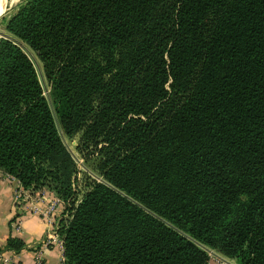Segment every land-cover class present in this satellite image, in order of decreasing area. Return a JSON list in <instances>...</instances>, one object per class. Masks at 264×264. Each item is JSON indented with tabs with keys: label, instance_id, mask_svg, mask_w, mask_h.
<instances>
[{
	"label": "trees",
	"instance_id": "trees-1",
	"mask_svg": "<svg viewBox=\"0 0 264 264\" xmlns=\"http://www.w3.org/2000/svg\"><path fill=\"white\" fill-rule=\"evenodd\" d=\"M6 23L51 92L0 38V171L63 204L62 264H264V0H24Z\"/></svg>",
	"mask_w": 264,
	"mask_h": 264
},
{
	"label": "crops",
	"instance_id": "crops-1",
	"mask_svg": "<svg viewBox=\"0 0 264 264\" xmlns=\"http://www.w3.org/2000/svg\"><path fill=\"white\" fill-rule=\"evenodd\" d=\"M17 189L18 184L5 178L0 172V251L9 258L7 261H0V264H37V261H40V264H62L61 244L51 239L58 237L56 227L62 217H58V213L55 215L54 212L50 220L38 213L19 209L15 199ZM30 195L40 208L56 198L44 190L32 191ZM57 207L59 211L61 208L64 210L61 203ZM16 218L21 221L19 231L13 227ZM9 237L20 239L25 246L19 251L8 250L6 244ZM45 241L48 242L44 245ZM208 264L235 262L214 252Z\"/></svg>",
	"mask_w": 264,
	"mask_h": 264
},
{
	"label": "rangeland",
	"instance_id": "rangeland-1",
	"mask_svg": "<svg viewBox=\"0 0 264 264\" xmlns=\"http://www.w3.org/2000/svg\"><path fill=\"white\" fill-rule=\"evenodd\" d=\"M23 1L24 0H16L15 2H10L9 1L7 6L5 7V10L0 15V38H2V37H11L27 53V55L30 57V59L32 60L34 66L36 68V71L38 73L39 80H40V83L42 85L44 94L47 97V99L50 101L51 87H50V85L48 84V82L45 79L41 62L38 60L36 54L28 46H26L24 43H22L21 41L16 39L14 36H12L6 29L7 20L17 11L18 7L21 5V3H23ZM63 139H64L65 145L67 146V148L70 150V152L74 156V158H75V160L77 162L78 168H79V174L77 176V181H76V184H75V189H76V192H77V195H78V198H79L82 195V193L84 192V190H85L83 172L84 171L88 172L91 176H94L92 174V172L89 170V168L92 167L91 162L93 160L88 159L87 162L85 163L83 161V159L81 158V156H83V154H81V153H79L77 151L76 145L78 144L79 134H77V135H75V136H73L71 138H68V139L63 137ZM48 206H49V202H46L45 207H43L42 209H46ZM57 208L58 207H56V209L54 211L55 213L54 212L53 213L55 215H57L56 213H58V217H63V218L66 217V215L64 213V210L61 208L60 211H59V210H57ZM54 216H53V218H54Z\"/></svg>",
	"mask_w": 264,
	"mask_h": 264
},
{
	"label": "built area",
	"instance_id": "built-area-1",
	"mask_svg": "<svg viewBox=\"0 0 264 264\" xmlns=\"http://www.w3.org/2000/svg\"><path fill=\"white\" fill-rule=\"evenodd\" d=\"M1 174L12 181H15L18 184V189L16 192V201H17V207H19V209L25 210V211H30V212H34V213H38L40 215H42L45 218H50L51 219V214L55 211L56 207L61 203L58 199H53L49 202V206L46 209H42L40 208L35 202H33L34 200L31 199V195L30 193L32 192V190L29 189H24L22 187V185L20 184V182L15 179L13 176L8 175L3 173L2 171H0ZM20 220L19 219H15L13 224H14V229L16 231L20 230ZM57 229V227H56ZM56 234V233H55ZM54 241H58L59 244H61V248H62V242L60 240L59 237L51 238ZM48 241H45L43 244H47ZM212 254V253H211ZM9 258L7 256H5L1 251H0V261H7ZM37 264H40V261H37Z\"/></svg>",
	"mask_w": 264,
	"mask_h": 264
},
{
	"label": "bare ground",
	"instance_id": "bare-ground-1",
	"mask_svg": "<svg viewBox=\"0 0 264 264\" xmlns=\"http://www.w3.org/2000/svg\"><path fill=\"white\" fill-rule=\"evenodd\" d=\"M10 2H15L16 0H0V15L3 13V11L5 10V7L7 6V4Z\"/></svg>",
	"mask_w": 264,
	"mask_h": 264
}]
</instances>
